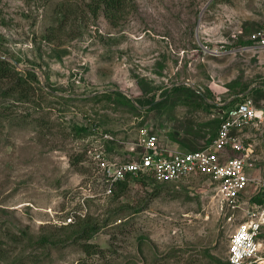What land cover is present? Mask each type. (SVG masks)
I'll return each instance as SVG.
<instances>
[{
    "label": "rangeland",
    "instance_id": "374dc122",
    "mask_svg": "<svg viewBox=\"0 0 264 264\" xmlns=\"http://www.w3.org/2000/svg\"><path fill=\"white\" fill-rule=\"evenodd\" d=\"M97 5L0 0V59L38 78L34 103L0 78V264H230L231 237L264 194V130L242 133L253 179L226 213L206 176L105 194L92 154L137 159L142 126L163 146L201 149L233 96L260 104L264 49L241 48L264 0H132L116 19ZM257 241L264 257V228Z\"/></svg>",
    "mask_w": 264,
    "mask_h": 264
},
{
    "label": "built area",
    "instance_id": "2783aa9c",
    "mask_svg": "<svg viewBox=\"0 0 264 264\" xmlns=\"http://www.w3.org/2000/svg\"><path fill=\"white\" fill-rule=\"evenodd\" d=\"M248 39L249 45L241 49H264V23L254 30ZM234 103L222 109L221 122L214 139L205 147L191 151H175L160 143L159 136L148 126L139 129L137 159L120 162L111 159L97 149L92 158L104 193L111 194L118 183L145 178L154 183H172L190 176H206L215 189L214 198L218 208L226 213L239 207L242 193L253 179L251 168L255 143L242 137L245 128L256 126L264 130V100L256 104L252 98L239 93L233 96ZM246 210L244 222L233 233L229 246L230 264L258 262L260 243L257 241L264 228V203L252 204ZM69 215L66 223L74 222Z\"/></svg>",
    "mask_w": 264,
    "mask_h": 264
},
{
    "label": "trees",
    "instance_id": "16d2710c",
    "mask_svg": "<svg viewBox=\"0 0 264 264\" xmlns=\"http://www.w3.org/2000/svg\"><path fill=\"white\" fill-rule=\"evenodd\" d=\"M98 5L95 6V11L101 8L99 5L104 4L106 15L111 16L113 19H116L118 16L116 12L122 11L126 8L127 4L132 0H96ZM249 44L251 43L250 40ZM248 41H245L247 44ZM0 78H9L10 86L7 88V91H10L11 95L16 96L19 101H30L34 103L36 101L35 98V87L33 85V81H38L37 74L34 71L28 70L26 75L19 74L14 72L7 64V61L0 59ZM34 80H30V79ZM17 94V95H14ZM221 122V121H220ZM217 134V133H216ZM214 138H212L213 140ZM211 140V141H212ZM138 148L135 150L137 153ZM134 180V179H133ZM136 180L147 181L145 178H140ZM148 182V181H147ZM152 182V181H150ZM129 185V181H122L118 183L116 188H124ZM116 190V189H115ZM264 192V191H263ZM251 202L254 204H263L264 203V194L260 191L256 195L251 198ZM99 227H97L98 229ZM97 246L94 243L86 242L84 243V250L89 254H95L98 250H95Z\"/></svg>",
    "mask_w": 264,
    "mask_h": 264
},
{
    "label": "crops",
    "instance_id": "0c3cea01",
    "mask_svg": "<svg viewBox=\"0 0 264 264\" xmlns=\"http://www.w3.org/2000/svg\"><path fill=\"white\" fill-rule=\"evenodd\" d=\"M211 142V141H210ZM169 148H171L172 150H175V151H182V150H180V149H177L176 147L174 148L173 146L172 147H170V146H168Z\"/></svg>",
    "mask_w": 264,
    "mask_h": 264
}]
</instances>
